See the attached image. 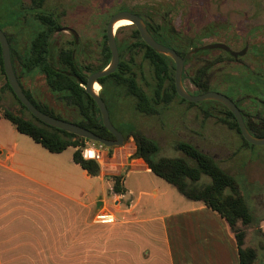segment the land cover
Here are the masks:
<instances>
[{
  "label": "crops",
  "instance_id": "1",
  "mask_svg": "<svg viewBox=\"0 0 264 264\" xmlns=\"http://www.w3.org/2000/svg\"><path fill=\"white\" fill-rule=\"evenodd\" d=\"M1 127L0 264H240L226 220L163 185L132 137L91 176L75 147L50 152Z\"/></svg>",
  "mask_w": 264,
  "mask_h": 264
},
{
  "label": "rangeland",
  "instance_id": "2",
  "mask_svg": "<svg viewBox=\"0 0 264 264\" xmlns=\"http://www.w3.org/2000/svg\"><path fill=\"white\" fill-rule=\"evenodd\" d=\"M54 1L47 0V4L51 5ZM57 3L62 10L61 23L71 26L79 34L76 59L88 73L108 58L104 28L109 17L120 10H138L144 13L148 9L155 10L158 14L154 17L155 20L160 22L167 18L170 28L185 38L182 44L185 47L223 43L232 50H240L247 45V52L237 60L225 57L218 49L196 52L185 65L182 82L187 91L196 94L197 88L190 80L195 74L194 67L205 64L202 59L218 55L222 61L212 62L207 68L210 81L213 85L217 84L210 90L231 99L235 97L241 107L253 115V119L264 116V0H57ZM20 5L19 0H0V29L5 30L7 22L18 21L22 13ZM114 35L119 59L121 56L126 59L129 55L123 51V46L135 41L132 28L130 25L119 26L114 29ZM68 39V34L60 32L54 42L58 41L61 49L66 50L70 49ZM84 41L89 50L82 48ZM59 51L58 47H53L56 60ZM143 51L141 47L134 50L137 63L135 74L138 84L150 92L154 78L149 62L143 57ZM84 52L89 57L86 58ZM30 74L20 70L24 88L37 101L53 108L56 113L64 114L62 109H68L66 102L48 92L41 75ZM248 81L252 82L254 90L250 91ZM120 90L121 97L118 95L116 98L111 93L104 96L114 127H123L125 121L134 116L138 122L132 123V127L154 136L160 147L159 154L163 156H183L173 148L176 140L195 142L231 174L237 192L252 215V223L261 225L258 227L264 231V145L244 143L239 134L227 125L231 118L226 109L214 100L188 104L175 99L159 109L156 116L145 117L135 110L133 98L125 96L123 89ZM3 109L29 117V113L5 87V78L0 71V111ZM74 119H79L77 114ZM1 124L7 129L13 127L0 113V134L4 132ZM24 137L33 141L27 135ZM156 178L177 193L174 186L158 176ZM208 180V177L203 176L201 181ZM170 206L171 204L168 208ZM255 229H248L247 242L257 249L258 262L261 263L264 262V235L258 234Z\"/></svg>",
  "mask_w": 264,
  "mask_h": 264
},
{
  "label": "trees",
  "instance_id": "3",
  "mask_svg": "<svg viewBox=\"0 0 264 264\" xmlns=\"http://www.w3.org/2000/svg\"><path fill=\"white\" fill-rule=\"evenodd\" d=\"M39 1L44 2L45 0ZM130 11L136 12L144 18L148 30L156 40L165 45L174 47L181 55L186 52V48L184 49V47L178 43L171 42L173 40H178L180 35L170 28L167 18H163L162 21L157 22L154 18L158 15L155 10L148 9L145 13L138 10ZM165 16L169 15L165 14ZM130 27L132 28L135 41L123 46V51H125L129 57L125 59L120 55L119 64L115 71L98 79L101 85V98L104 100V96L110 93L118 98L121 95L119 91H122L120 89H123L125 96L133 98L135 110L145 117L156 116L159 113V109L169 105L175 101V99L180 102L192 104V102L179 97L175 91L173 61L168 56L159 54L147 46L142 41L135 26L130 24ZM140 47L143 48V57L149 62L153 73L154 84L150 92L145 91L138 84L136 79L135 68L137 63L135 62L133 53L135 49H139ZM47 52L48 43L47 40H44V42L40 44V50L37 53L32 51L33 55H31L29 61L26 64H24V62L21 63V71H25L26 73L30 72L31 74L38 73L41 75L48 92L56 96L57 99L65 101L68 105V109H62L64 114L56 113L53 108L45 103L37 101L33 95L24 88V85L20 81L21 77L18 74L17 79L20 81L25 96L40 111L63 120L69 118L67 121L85 127L101 137L111 139L112 135L104 127L94 100L84 91L83 86L80 84H84V77L79 76L81 80L77 81L71 76L52 69L46 62ZM107 53L110 59L108 46ZM35 54H37V56ZM66 56L69 65L72 67L73 63L70 56ZM108 58L102 65L92 71L104 68L109 62ZM206 68L207 67L204 66V68L199 69L197 73L193 74L190 78L191 82L198 86L199 93L207 91V87L200 85L201 75L204 78L207 77ZM18 70L20 71V69ZM72 70L74 69L72 68ZM0 71L5 78V87L16 99L18 104L29 113V117L19 112H12L8 109L1 110V115L9 120L18 132L29 136L50 152L58 153L70 146L75 147L76 149L72 155L73 161L77 163L80 168L86 170L91 176L97 175L99 173V164L94 160L83 159L80 153V148L83 146L84 141L88 139L41 122L16 98L7 82L3 70L1 48ZM44 92L45 91H43V93ZM225 109L231 118V121L227 122V125L239 134L244 143L250 144L241 136L232 113L227 108ZM76 114L79 119H74ZM133 117L134 116H132V119L129 118L126 120L125 125L121 127L124 132V142L129 137L133 138L135 143V152L133 155L143 159L153 174L174 186L181 195L189 200L202 203L226 220L230 230L234 234L240 264H264V262H258L257 249L247 242L249 228H256V232L261 235H264V231L260 230L258 224L252 223V215L246 207L244 199L237 192L236 183L231 174L222 168L212 155L205 152L191 140L174 141L173 148L183 154L181 157L160 155V147L156 138L146 134L141 129L137 130L132 127L131 124L133 123V119H136ZM248 127L250 130L252 129L249 125ZM256 131L257 132L253 133L255 136H264V116L259 120ZM203 176L208 177L209 180L202 182ZM108 179L111 181L112 192H123L121 175H112L109 176Z\"/></svg>",
  "mask_w": 264,
  "mask_h": 264
},
{
  "label": "water",
  "instance_id": "4",
  "mask_svg": "<svg viewBox=\"0 0 264 264\" xmlns=\"http://www.w3.org/2000/svg\"><path fill=\"white\" fill-rule=\"evenodd\" d=\"M128 19L132 25L135 26V28L138 30L139 35L142 39V41L149 46L151 49H153L155 52L159 54H163L165 56H168L174 63V88L177 93V95L186 101L195 103L203 100H214L221 105H223L225 108H227L232 115L234 116L236 123L238 125L239 131L241 133V136L250 144L253 145H264V136L257 137L252 135L247 127L244 124L243 118L241 116V113L238 109V107L235 105V103L228 98L226 95L215 92V91H206L199 94H191L187 92L184 87L182 86V71L184 62L186 59L189 58L190 54L193 52H196L199 49H213V48H221L227 51H230V53L235 57L237 54H242L241 52H233L230 50V48L222 43H212V44H206L200 47H195L191 51L185 54L184 57L179 55L174 49L171 47L158 42L152 34L147 30L146 24L142 17L134 12L128 11V10H120L115 13H113L105 26V35H106V41L107 46L110 51V59L108 64L99 70H96L89 74L86 78V82L84 84L80 83L83 86L84 91L94 100V102L97 105L101 121L104 125V127L113 135V139H106L104 137H101L94 132H92L89 129H86L85 127H82L78 124H75L71 121L55 118L51 115H48L39 109H37L25 96L24 92L22 91L17 78L15 76L11 58H10V51H9V45L7 42V39L0 29V48H1V59H2V65L3 70L7 79L8 84L10 85L14 95L16 98L26 107V109L38 120L41 122L70 132L72 134H75L77 136L83 137L88 140H93L96 142H100L103 145L107 147H114V146H120L124 143V137L123 135L114 127L112 124L109 112L106 107L105 102L100 98L99 91H94L92 89L94 83H98V79L100 77L106 76L117 68L119 64V51L115 40L114 35V24L122 19ZM100 85V84H99Z\"/></svg>",
  "mask_w": 264,
  "mask_h": 264
},
{
  "label": "flooded vegetation",
  "instance_id": "5",
  "mask_svg": "<svg viewBox=\"0 0 264 264\" xmlns=\"http://www.w3.org/2000/svg\"><path fill=\"white\" fill-rule=\"evenodd\" d=\"M19 1L21 2V5L19 6V9L21 10L22 13L19 15L18 21L7 22L5 30L1 29L2 32L4 33L6 39H7L8 45H9L10 58H11V62H12V66H13V70H14L16 78H17L18 74L20 75V71H18L17 67H19V69L22 70L21 63L24 62V64H26L29 61L31 55H33L32 51L37 53L40 50V44L42 42H44V40H47L48 52H47V56H46V62L49 64V66L52 69H54V70H57V71H59V72H61L63 74H66L68 76L73 77L77 81L81 80L79 76H82V77H84L85 82H86L87 76L89 74H91L92 72H94V71H91V72L88 73V71H85V67L80 66L79 63L77 62L76 50H77V48L79 46V42H80L79 34L71 26L61 23L60 19H61V13H62L61 11L62 10H60L61 7L58 5L57 0H55L53 2V4H51V5L47 4V0H45L44 2L39 1V0H19ZM128 11H130V10H128ZM134 13H136V12H134ZM23 14H24V16H22ZM142 19L144 20L143 17H142ZM122 21H126V20H121L120 22H122ZM120 22L115 26V28H117L119 26H127V25L131 24L128 21L123 23V24L120 23ZM147 30H148V28H147ZM60 32L61 33L65 32L66 34H68V36H69L68 40L69 41L67 42V44L70 47V49L63 50V49H61V46L59 45L58 41L54 42L57 34H59ZM104 36H105V39H106L105 28H104ZM183 38L180 37L178 40H173L171 42L172 43H178L179 45L182 46V44H183V42L185 40V38H184V40H183ZM106 43H107V41H106ZM208 44H212V43H208ZM86 45L87 44H86L85 41L82 42V48L83 49H87L88 48V50H89V47H86ZM204 45H206V44H204ZM224 45H226V44H224ZM54 46L58 47V49L60 50L59 54L57 56V60L54 59V56H53V47ZM200 46H203V45H199V46H195V47H200ZM226 46H228V45H226ZM169 47H171V46H169ZM195 47L193 45L191 47H185L184 46V49L186 48V52L184 54H182V55L180 53H178L174 47H171V48L174 49L179 55L184 57L186 53H188L189 51H191ZM229 48L233 52H237L238 53V52L243 51V53L242 54H237L234 57L230 53V51H227V50H224V49H221V48H213V49H218V50L222 51L225 54V57H227L229 59H232V60H237L240 56H242L244 53L247 52V45H245L240 50H232L231 47H229ZM204 50H207V49H199L196 52L198 53L199 51H204ZM196 52L191 53L189 58L185 60L184 66H183V71H182V77H181L182 79H183L184 69L186 67L185 66L186 63L191 59V57L194 54H196ZM83 54L86 55L85 52ZM35 55L37 56V54H35ZM66 55L70 56V59H71V61L73 63L72 67L69 65V61H68ZM87 57H89L88 54L86 55V58ZM219 58L220 57L217 55V56H215V57H213L211 59H202V61H204L205 64L196 65L194 67L195 74L197 73V71L199 69L204 68V66H206L208 68L209 65L212 62L222 61V60H219ZM72 68L74 70H72ZM17 81H18V79H17ZM20 81L22 83L21 79H20ZM20 81H18L19 85H20ZM193 84L197 88L196 89V91H197L196 94H199L198 86L195 83H193ZM200 85L207 87V91H212V90H210V88L214 87V86H217V84L213 85L212 81H210V77L208 76V72H207V77L206 78H204L201 75V77H200ZM225 85L227 86V83ZM182 86H183V82H182ZM248 86H249L250 91L255 89V87H252V82L251 81H248ZM20 87H21V85H20ZM21 89H22V87H21ZM187 92H189V91H187ZM204 92H206V91H204ZM200 93H203V92H200ZM99 95H100V98H101V85H100V89H99ZM231 100L238 107V109H239V111L241 113V116L243 118L244 124L247 127L248 131L250 133L257 132L256 131V127H257V124H259V120L261 118H259V119L254 118L253 119V115L250 114V113H247L241 107V104L237 101V99L235 97H234V99H231ZM95 105H96V103H95ZM109 117H110V115H109ZM110 120H111V118H110ZM137 122H138L137 120L133 119V124H135ZM248 125L252 128L251 130L248 127ZM115 128L124 137V132H123L122 128H120V127H115ZM113 138L114 137L112 135L111 139H113Z\"/></svg>",
  "mask_w": 264,
  "mask_h": 264
},
{
  "label": "built area",
  "instance_id": "6",
  "mask_svg": "<svg viewBox=\"0 0 264 264\" xmlns=\"http://www.w3.org/2000/svg\"><path fill=\"white\" fill-rule=\"evenodd\" d=\"M108 148L109 147L100 142L85 140L83 146L80 148V153L83 159L94 160L99 164V166L103 167L106 162V152ZM106 217H109V220H111V216H105L104 219L101 220H108Z\"/></svg>",
  "mask_w": 264,
  "mask_h": 264
},
{
  "label": "bare ground",
  "instance_id": "7",
  "mask_svg": "<svg viewBox=\"0 0 264 264\" xmlns=\"http://www.w3.org/2000/svg\"><path fill=\"white\" fill-rule=\"evenodd\" d=\"M121 20H126V21H122V22H120ZM129 22V23H131L128 19H125V18H122V19H120V20H118L115 24H114V29H115V26L120 22V23H125V22ZM97 87V88H96ZM92 89L94 90V91H99V89H100V85L98 84V83H94L93 84V87H92Z\"/></svg>",
  "mask_w": 264,
  "mask_h": 264
}]
</instances>
